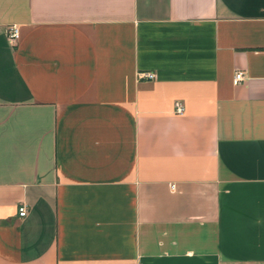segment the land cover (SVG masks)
Returning a JSON list of instances; mask_svg holds the SVG:
<instances>
[{"label": "crops", "instance_id": "obj_1", "mask_svg": "<svg viewBox=\"0 0 264 264\" xmlns=\"http://www.w3.org/2000/svg\"><path fill=\"white\" fill-rule=\"evenodd\" d=\"M0 264H264V0H0Z\"/></svg>", "mask_w": 264, "mask_h": 264}, {"label": "built area", "instance_id": "obj_2", "mask_svg": "<svg viewBox=\"0 0 264 264\" xmlns=\"http://www.w3.org/2000/svg\"><path fill=\"white\" fill-rule=\"evenodd\" d=\"M5 36L10 42H15L18 37V29L15 24H8L5 26ZM154 74L152 72H139L137 73L138 78H153ZM243 80V74L240 70H235L232 76V84H238ZM183 104L176 100L173 102V112L175 114H181L183 112ZM169 189L173 190L174 186L172 184L169 185ZM26 213V207L24 204H20L17 207V215L24 216Z\"/></svg>", "mask_w": 264, "mask_h": 264}]
</instances>
